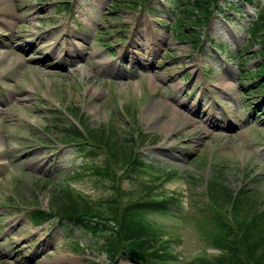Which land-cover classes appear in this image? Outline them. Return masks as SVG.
<instances>
[{
    "label": "rangeland",
    "instance_id": "374dc122",
    "mask_svg": "<svg viewBox=\"0 0 264 264\" xmlns=\"http://www.w3.org/2000/svg\"><path fill=\"white\" fill-rule=\"evenodd\" d=\"M257 1L242 2L243 12H230L229 21L213 12L208 23L196 28L201 50L189 39L176 38L177 14L170 10L178 5L172 0L138 5L127 0H0V50L8 52L0 63V240L10 232L24 254L35 251L33 264H49L54 257H59L55 264H134L123 254L108 256L99 249L101 239L81 229L70 230L58 220L41 225L31 220L34 208L50 210L59 187L68 186L80 204H99L94 207L99 210H105V198L118 194L115 179L98 181L85 165L90 164L87 157L73 145L60 144L68 122L77 125L67 116L76 117L70 113L75 107L90 126L112 127L125 137L131 132L137 142L147 135L144 143L131 145L149 163L142 174L127 178L126 159L105 168L120 177V191L129 195L139 196L148 183L160 198L180 200L172 211L144 213L149 232L161 243L169 241L176 264L218 253L198 228L199 210L208 209L209 180L221 173L234 190L252 174L250 186L264 195V78L253 82L244 74L261 67V56L254 55L261 48L251 43L246 29L264 6V0ZM26 9L31 15L24 14ZM191 30L185 26V33ZM26 32L34 38L45 33L36 42L51 45L30 48L27 38L21 43L25 46L12 42L13 49L6 48L4 43ZM214 43H223V49ZM63 53H76L67 67L57 63ZM46 54L54 60L42 72L38 60ZM166 102L204 119L212 113L216 121L213 126L206 120L197 127L173 125L178 120L171 119ZM104 158L102 150L92 161ZM78 171L81 175L73 176ZM128 194L120 195L121 204ZM3 240L9 242L5 249H15L9 236Z\"/></svg>",
    "mask_w": 264,
    "mask_h": 264
},
{
    "label": "trees",
    "instance_id": "16d2710c",
    "mask_svg": "<svg viewBox=\"0 0 264 264\" xmlns=\"http://www.w3.org/2000/svg\"><path fill=\"white\" fill-rule=\"evenodd\" d=\"M127 1L138 5L148 0ZM172 1L178 5L171 10L172 14H177L174 18L176 38L189 39L193 46H198L201 41L196 28L201 29L205 23H208L213 12L223 14V18L229 21L232 19L230 12H236L238 15L243 12L241 11L242 2L258 3L257 0ZM185 26L194 30L187 34ZM246 29L251 43L256 42L261 48L254 55L261 56L262 60L258 64L261 67L244 74L252 80H255V77L263 79L264 6L255 12V16L249 20ZM213 45L217 49H223V43ZM70 113L75 114L79 125L68 122L62 132L64 142L74 144L73 148L87 157L90 164L85 165L91 167L98 181H104L103 176L115 179L112 187L118 191V194L105 198V208L102 205L105 210H99L94 209L99 204L94 205L89 202L80 204L79 195L72 194L68 186L59 187L54 190L50 198V210L46 212L38 207L32 210V222L35 225H41L50 220H58L67 225L70 230L81 229L93 238L101 239L99 249L110 257L123 254L134 264H176L175 256L169 251V241L161 243L156 233L149 232L150 224L144 219V213L156 210L172 211L171 206L179 204L180 200L172 195L160 198L159 193L148 187L146 182L143 187L147 190L139 196L120 191V177L109 173L105 165L109 166L118 160L126 159L124 169L127 171L124 174L127 178L142 174V171L149 166V163L144 162L143 158L134 153L131 146L134 142L132 133L129 132L125 137L114 131L112 127L90 126L89 122H84L85 116L81 117L78 108L75 110V107ZM144 138L139 141L140 144L146 141V134ZM102 150L105 155L103 162L93 163L96 153H101ZM127 163L129 164L126 167ZM80 173V171L75 172L73 176L78 177ZM222 177L220 173L209 180V186L206 188L209 210L198 209L201 214L198 228L202 230L210 247L219 252L212 258L195 257L196 259L193 258L187 264H264V195L253 188L254 186H250V183L255 181L253 177H249L247 181L243 179L234 190L227 187ZM123 194H128L129 197L124 204H121L120 195ZM149 235H152L153 239Z\"/></svg>",
    "mask_w": 264,
    "mask_h": 264
},
{
    "label": "bare ground",
    "instance_id": "6f19581e",
    "mask_svg": "<svg viewBox=\"0 0 264 264\" xmlns=\"http://www.w3.org/2000/svg\"><path fill=\"white\" fill-rule=\"evenodd\" d=\"M24 14H27L28 15H31L30 13H28L27 9H26V12H24ZM36 18V17H35ZM16 19V15L12 12L10 14V21H14ZM15 21L12 23V25H14ZM45 36L46 34L44 33L42 35V37L37 36V38H34L32 37V33L30 32H26V33H19L17 34L11 41L9 44H6V48L8 50L10 49H13V44H11L12 42L14 44H17L19 43V45L24 42L27 38H30L28 39L30 42H27L25 41L24 43L26 45H29L30 48H32L33 46L37 47L36 49H42L44 47H48L51 45V43H49L48 41H43V44H41L42 42L39 41V43L36 42V40H38V38H43V40L45 39ZM1 42V41H0ZM31 42L33 44H31ZM22 46H25L24 44H21ZM40 45H42V47H40ZM131 54H135V49H133L132 51H130ZM5 54V55H4ZM8 52L5 51V50H0V63L2 62V57L3 58H7V55ZM6 56V57H5ZM47 54L44 56V58H39L38 60V65H37V68L40 69V71H49L48 68H50L48 65H50L49 62H52L54 59H50V58H47ZM76 56V53H72V54H67L66 53V56L64 55L63 53V56L62 58L60 57L58 60H57V63H63V66L67 67V65L71 64V62L73 61V59L75 58ZM65 58V60H64ZM68 58V59H67ZM63 59V60H62ZM8 61V59H7ZM9 63V62H8ZM10 64V63H9ZM8 65V64H6ZM4 65V66H6ZM135 65V63H134ZM48 66V67H47ZM163 107L164 108H167L168 110H170V113L172 115V118L173 120H178L175 124L173 125H183L185 126V128H188V127H197L198 124L200 123V121H205L206 120V124L210 125V126H213L215 122H213L212 120L216 121L215 118L211 119L210 118V115L212 113H207L208 115V118L207 119H204L203 118V115L202 114H199L195 111H193L192 109L190 108H186V109H180L179 107H177V104L176 103H168L166 102L165 104H163ZM3 112L2 109H0V114ZM196 113V114H195ZM191 114H194L195 117ZM196 118V120H193V118ZM215 115L212 114V117H214ZM5 230H8V229H5ZM10 237L12 242H14L15 244V249L14 250H8V249H5V248H8L6 247V244H8L9 242L7 240H3V238L5 237ZM15 239V240H14ZM19 239L17 238H14L12 234H10V232H6L4 235H2V239L0 240V264H3V263H11V264H28L29 262H32L31 264H33V261H35L37 259V254L35 253V251H32L30 253H26L27 256H25L26 254H24L23 252V249L24 248H17V247H20L21 246V241L18 243ZM12 259V262L11 260ZM59 261V257H54L52 260H50L49 264H55Z\"/></svg>",
    "mask_w": 264,
    "mask_h": 264
}]
</instances>
